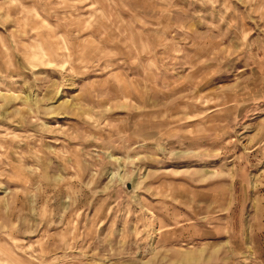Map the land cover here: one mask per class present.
Here are the masks:
<instances>
[{
  "label": "rangeland",
  "instance_id": "374dc122",
  "mask_svg": "<svg viewBox=\"0 0 264 264\" xmlns=\"http://www.w3.org/2000/svg\"><path fill=\"white\" fill-rule=\"evenodd\" d=\"M0 264H264V0H0Z\"/></svg>",
  "mask_w": 264,
  "mask_h": 264
}]
</instances>
